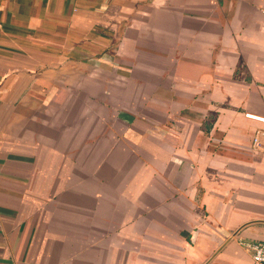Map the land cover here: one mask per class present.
Wrapping results in <instances>:
<instances>
[{
	"label": "crops",
	"instance_id": "1",
	"mask_svg": "<svg viewBox=\"0 0 264 264\" xmlns=\"http://www.w3.org/2000/svg\"><path fill=\"white\" fill-rule=\"evenodd\" d=\"M246 112L264 0H0V264H252Z\"/></svg>",
	"mask_w": 264,
	"mask_h": 264
},
{
	"label": "built area",
	"instance_id": "2",
	"mask_svg": "<svg viewBox=\"0 0 264 264\" xmlns=\"http://www.w3.org/2000/svg\"><path fill=\"white\" fill-rule=\"evenodd\" d=\"M245 115L251 120L258 121L259 123L264 125V116L254 113V112H246ZM262 129H257L255 135L252 139V147L255 149H259L264 152V143L261 141L259 135ZM245 246L250 251L252 264H264V241L255 240L246 242Z\"/></svg>",
	"mask_w": 264,
	"mask_h": 264
}]
</instances>
